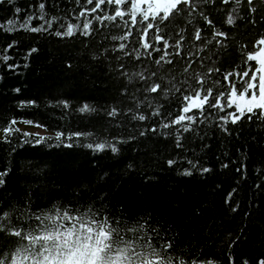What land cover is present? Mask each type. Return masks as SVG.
Instances as JSON below:
<instances>
[{
    "label": "trees",
    "instance_id": "trees-1",
    "mask_svg": "<svg viewBox=\"0 0 264 264\" xmlns=\"http://www.w3.org/2000/svg\"><path fill=\"white\" fill-rule=\"evenodd\" d=\"M41 2L46 5L45 19H51L53 15L60 18L49 32L33 33L23 29L7 32L5 30L9 19H19L23 22L26 16L33 13L38 17ZM192 3L197 7L185 6L161 33L165 39L169 40L170 45L174 44L180 35H184L185 40L181 41L182 54L177 56L172 48H164L162 41H151L150 37H146L160 50L159 55L153 52V55L148 57L143 54L144 50L140 49L144 41L140 39L138 29L147 27L148 22L156 23L155 21H142L133 25L127 15L123 19L117 18L114 21L94 20V32L89 37H83L80 34L86 19L112 15L116 5L104 4L95 13L84 12L82 15V9L89 6L88 0H80L79 4L76 0H13L11 5L7 0H0V131L8 126L13 117H16L17 121L20 117L39 120L40 123L47 125L44 129L52 133L48 134L49 136H53L57 130H63L66 135L68 131H91L98 133L101 137L111 138L118 134L126 135L130 128L137 126L136 122H133L121 127L119 122L124 120L126 114L118 113V117L110 118L106 112L113 106L122 109L133 106L134 101L130 97L139 85L134 83L129 87L128 95H123L121 88L125 81L116 79L114 73L108 72L107 62L102 66L88 69L78 56L86 40L90 41L92 48L97 50L114 47L119 43H126L128 45L126 51L130 54L132 49H140L142 55L139 60H136L133 54V59L127 62L129 71L147 68L149 71H156L158 79L159 77L168 78L165 80V86L173 91L167 98L161 94L157 101L165 110L164 119L157 116L148 122H139V127L145 130H150L153 122L157 123L159 129L160 123L167 122L169 113L172 114V118L179 114V109L183 106V95L187 90V85L184 84L186 79L191 81L195 89L199 86L195 77L204 75L205 88H213L216 94L226 91L229 81L224 79L225 74L233 73L229 79L237 80L235 73H242L247 67L245 63L247 52L258 50L260 47L256 41L264 36V21H260V16L264 15V2L254 0L258 8L256 13L249 11L247 0H241L239 5L235 0H227V2L225 0H192ZM128 4L130 6V0ZM16 7L21 8L19 14L14 12ZM90 7H95V3H92ZM124 10L127 11V9ZM229 13L235 16V21L231 25L227 23ZM204 16L212 20V25L208 24ZM253 17L258 21L256 24L250 23ZM40 23L43 21L39 19L32 22L33 26ZM67 23L79 25L74 37L61 38L52 34L57 29L64 31ZM13 27L18 28V25ZM196 28L201 29L200 41L194 39ZM126 31H131L132 35L124 40L119 39ZM221 31L227 35H218ZM149 33L155 34V30L150 29ZM13 41H16V44L9 49L8 44ZM217 41L221 43L217 44ZM34 46L38 47L39 51L28 56V49ZM164 52H173V55L167 58L171 59L172 63L169 64L165 60L157 65L155 61ZM188 53L192 55L189 56ZM4 55H9L10 60L4 61ZM116 55H120L119 49L112 53L113 67H115ZM69 58L73 64L79 62L80 67L69 70ZM9 63L16 64L17 67L10 69ZM251 63L254 64V62ZM185 68L188 69L187 72L184 71ZM209 68L213 71L208 72ZM216 81L220 83L217 84ZM174 85L180 91H176ZM16 88H19L20 92L14 91ZM135 94L138 99H143V93ZM64 99L70 101V108L49 103V101ZM22 100H35L36 104L21 109L19 102ZM84 103L97 108L98 111L78 112L77 109ZM150 114V112L146 113V115ZM192 114L198 115L199 110H193ZM205 116L215 123L214 112L209 114V111H205ZM203 126L210 129L211 135L201 141L198 138L193 140L190 134H185L187 138L184 143L189 150L186 154L175 147L174 133L179 125H172L167 130L173 133L171 137H165L159 132L148 133L149 140L141 144V148L145 151L139 154L144 158L140 172H146L152 177V183L148 184L144 181L140 172L135 173L133 180L125 186L126 194L123 196L116 194L112 204L118 211L123 205L117 203V200L124 199L129 201V206L137 214L141 210L148 211L153 215L163 216L170 225L174 223L177 226L175 230L181 233L179 248H187L191 243L197 249H203L208 255L219 260L221 264H229V256L233 257L234 264H243L245 260H248L249 264H257L264 256V218L257 213L251 220L246 221L241 211L235 223H225L223 227L220 224L221 215L224 212V199L227 192L237 184L240 185L242 193L240 198L246 203L250 197H256L264 206V185H261L259 192L254 187L258 180L264 178V122H246L242 129H235L230 125V128H233L231 136L221 133L211 125ZM237 130L240 132L239 136L236 135ZM17 135L19 134H14V136ZM96 139L94 135L92 140H83L82 143L75 145L73 150L65 149L63 146H26L23 152L17 154L12 152L17 145L16 139H13L11 144L0 140V170H3L5 166L11 167L13 158L15 163V166L11 168L8 191L14 192V195H23L27 185L34 183L29 166L22 161H32L33 168L46 163L51 174L46 183L35 189L41 199L46 200L49 192L54 193L55 188L62 181L68 182L72 179L63 171L69 159L65 153L71 151V159L79 163L82 171L87 173L88 157L94 153L84 147V144ZM202 144L211 146L202 152ZM225 152L227 156L223 155ZM85 153L87 155H84ZM177 153L181 156L186 155L187 159H198L202 165L210 166L212 172L201 175L197 170L190 176L178 174V170L188 167L187 159L171 168L167 165V160L174 158ZM127 155H132L131 147L128 148ZM226 160L229 167L222 169L221 165ZM99 163L104 166L113 164V161L108 155H104L99 157ZM242 166L243 171L238 173L236 169ZM113 171H115L114 167ZM245 172L246 179L242 180L241 177ZM217 185L220 187L217 188ZM52 199H65V197L53 194ZM256 202V199L252 200V203ZM41 207H47V205L41 204ZM194 207L203 208L204 217L193 220L190 211ZM230 219V217H224L225 221ZM211 221L214 223H210ZM241 231L243 234L238 235ZM230 232L231 235H229ZM234 241L237 243L233 244ZM20 243L26 245L27 241H20L16 237L5 239L4 235L0 234V255L14 251ZM229 245L233 246L230 248Z\"/></svg>",
    "mask_w": 264,
    "mask_h": 264
},
{
    "label": "snow or ice",
    "instance_id": "snow-or-ice-1",
    "mask_svg": "<svg viewBox=\"0 0 264 264\" xmlns=\"http://www.w3.org/2000/svg\"><path fill=\"white\" fill-rule=\"evenodd\" d=\"M7 2L11 5L13 0H7ZM235 2L239 5L241 0H235ZM76 3L79 4L80 0H76ZM92 3H95V7H90ZM104 4L116 5L114 14L86 19L80 29V34L83 37H89L94 32V20L114 21L117 18L123 19L127 15L133 25L142 21H155L156 23L148 22L147 27L138 29L140 39L144 41L140 45V49H143V54L148 57H151L153 52L159 55L160 50L146 37H150L151 41H162L163 47L172 48L177 56L182 54L181 41L185 40V36L180 35L179 39L170 45L169 40L165 39L161 33L169 26L172 18L182 12L185 6L197 7L192 3V0H130V6L128 0H88L89 6L83 8L81 14L83 15L84 12L95 13ZM247 4L250 12L258 11L254 0H247ZM45 7V3L41 2L39 4L40 15L37 17L35 13L30 14L24 18L23 22L19 19H9L5 30L7 32L20 29L30 30L33 33L49 32L60 18L53 15L51 19H45ZM14 12L19 14L21 8L16 7ZM36 19L43 23L33 26L32 22ZM204 19L209 25H212V20L207 16H204ZM234 21L235 16L229 13L227 23L231 25ZM260 21H264V15L260 16ZM257 22L255 17L250 20L252 24ZM13 25H18V28H14ZM78 28L79 25L76 23H67L64 31L57 29L52 34L61 38L74 37ZM150 29H154L155 34L149 33ZM181 31L183 30L181 29ZM131 35V31H126L119 39L124 40ZM218 35L226 36L227 33L221 31L218 32ZM201 38V29L196 28L194 39L200 41ZM112 39L117 38L112 37ZM220 43L217 41V44ZM14 44L16 41L8 44V48H13ZM256 44L260 46L258 50L247 52L245 61L247 67L242 73H235L237 80L229 79L233 73L225 74L224 79L229 81L226 91L216 94L213 88H205L204 75L195 77L199 85L195 89H193L191 81L186 79L184 84L187 85V90L183 95V106L179 109V114L172 118V114L169 113L167 122L160 123L159 129L157 123L153 122L151 129L145 130L139 127V122H148L157 116L164 119L165 110L157 101L161 94L167 98L173 91L165 86V80L168 78L159 77L158 79L157 72L149 71L147 68L129 71L127 62L133 59V54L134 58L139 60L142 55L140 49H132L130 54L129 51H126L128 45L119 43L114 47L97 50L92 48L90 41L86 40L78 56L88 69L102 66L107 62L108 72L114 73L116 79L125 81L121 88L123 95H128V89L134 83L139 85L130 97L134 101L133 106L126 109L113 106L106 112L110 118L118 117V113L126 114L124 120L119 122L121 127L133 122H136L137 126L130 128L126 135L118 134L111 138L101 137L98 133L91 131H68L66 135L63 130H57L53 136L22 132L16 127L18 123L16 117L9 121L8 126L3 127L4 135L0 137V140L9 144L13 139L17 140L16 147L12 149L13 154L23 152L26 146H63L65 149L73 150L75 145L82 143L83 140H92L94 135L97 139L84 144V147L94 153L88 157L87 173L82 171L79 163L71 159V151L65 153L69 159L63 171L66 176L72 179L68 182L62 181L55 188L54 193L49 192L46 200H42L40 194L35 191L47 182L51 174L46 163L33 168L32 161H22L29 166L34 181L27 185L23 195H14V192L8 191L11 168L15 166L14 158L11 167L5 166L3 170H0V234H3L5 239L16 237L20 241H27L26 245L20 243L14 251L0 255V264H221L219 260L208 255L203 249H197L191 243L187 248H179L181 233L175 230L177 226L174 223L168 224L163 216L153 215L152 212L143 210L137 214L129 206V201L124 199L117 200V203L123 205L117 211L112 201L116 198V194L121 196L126 194L125 186L133 180L134 174L143 168L144 158L139 154L145 151L144 148H141V144L149 140L148 133L157 134L159 132L165 137H171L173 133L167 130L172 125H179L174 133L175 147L186 154L189 150L185 147L184 141L187 138L185 134H190L193 140L198 138L201 141L211 135L210 129L204 127V124L211 125L221 133L231 136L233 128H230V125L235 129H242L246 122H264V36H261ZM202 47H206V45H202ZM117 49L120 50V55L114 57L115 67H113L112 53H115ZM38 51V47H31L28 49L27 55L31 56ZM172 55L173 52H164L155 62L160 65L161 61L166 60L171 64V59L167 58ZM188 55L191 56L192 53H188ZM3 60L9 61L10 56L4 55ZM8 67L13 69L17 65L9 63ZM74 67L79 68L80 63L73 64L69 58L68 69L71 70ZM184 71L187 72L188 69L185 68ZM212 71V68L208 69V72ZM216 83L219 84L220 81H216ZM173 87L175 88V85ZM175 90L180 91L179 88H175ZM14 91L20 92V89L16 88ZM135 93H143V99H138ZM49 103H55L56 106L62 108H70V101L67 99L49 101ZM35 104V100H22L19 102V107L23 109ZM145 105L147 106L145 107ZM100 110L102 111V109ZM193 110H199V114H192ZM77 111L94 113L98 109L84 103ZM205 111H209V114L215 113V123L207 119ZM148 112L151 114L146 115ZM19 121L37 127H47L37 119L20 117ZM14 134L19 135L14 136ZM239 134L240 132L237 130L236 135L239 136ZM210 146V144H202L201 151L203 152ZM129 147H131V156L127 155ZM104 155H108L113 164L101 166L99 157ZM153 155L155 156V153ZM223 155L227 156V152ZM156 158L159 159V157ZM185 159H187L186 155L181 156L177 153L174 158L167 160V165L171 168L178 162L182 163ZM187 163L188 167L178 170V174L190 176L197 170L201 175L212 172L210 166L202 165L198 159H187ZM113 167L115 171H113ZM228 167L229 163L226 160L221 168ZM106 168L107 170H105ZM236 171L242 172L243 166L237 168ZM140 174L144 181L148 184L152 183V177L148 176L146 172H140ZM241 179H246V172ZM261 185H264V178L258 180L254 186L257 192L261 191ZM216 187L219 188L220 185ZM53 194L65 197V199L53 200ZM241 195L239 184L227 192L223 202L224 212L221 215V227L225 223H235L236 217L241 211H243V218L246 221L251 220L257 213L264 218V206L258 198L250 197L246 203L240 198ZM253 199L257 200L255 204L252 203ZM41 204L47 205V207H41ZM204 215L205 211L200 207H194L190 211L193 220L204 217ZM224 217L231 219L225 221ZM210 223H214V221ZM242 234L241 231L238 235ZM236 243L237 241L233 242V244ZM232 246L229 245L230 248ZM228 261L229 264H234L233 257L229 256ZM243 264H249V261L245 260ZM257 264H264V256L259 259Z\"/></svg>",
    "mask_w": 264,
    "mask_h": 264
},
{
    "label": "rangeland",
    "instance_id": "rangeland-1",
    "mask_svg": "<svg viewBox=\"0 0 264 264\" xmlns=\"http://www.w3.org/2000/svg\"><path fill=\"white\" fill-rule=\"evenodd\" d=\"M16 127L21 129L22 131L31 132V133H40L41 135L52 134L51 132L46 131L42 127H37L35 125L25 124V123L20 122V121H18ZM3 135H4L3 131H0V137H2Z\"/></svg>",
    "mask_w": 264,
    "mask_h": 264
}]
</instances>
